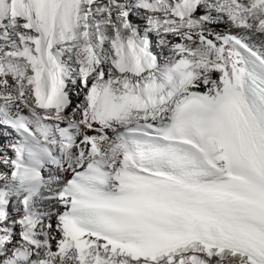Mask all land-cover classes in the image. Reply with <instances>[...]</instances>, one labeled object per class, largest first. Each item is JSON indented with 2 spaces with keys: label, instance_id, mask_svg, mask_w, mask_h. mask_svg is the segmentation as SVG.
<instances>
[{
  "label": "snow or ice",
  "instance_id": "6c2138e0",
  "mask_svg": "<svg viewBox=\"0 0 264 264\" xmlns=\"http://www.w3.org/2000/svg\"><path fill=\"white\" fill-rule=\"evenodd\" d=\"M0 264H264V0H0Z\"/></svg>",
  "mask_w": 264,
  "mask_h": 264
}]
</instances>
